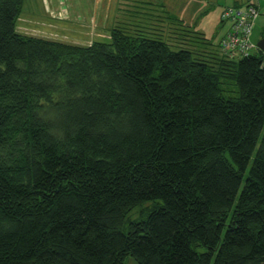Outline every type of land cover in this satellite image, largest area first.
Segmentation results:
<instances>
[{
	"label": "trees",
	"instance_id": "obj_1",
	"mask_svg": "<svg viewBox=\"0 0 264 264\" xmlns=\"http://www.w3.org/2000/svg\"><path fill=\"white\" fill-rule=\"evenodd\" d=\"M24 2L0 0V264H264L261 52L23 36Z\"/></svg>",
	"mask_w": 264,
	"mask_h": 264
},
{
	"label": "rangeland",
	"instance_id": "obj_2",
	"mask_svg": "<svg viewBox=\"0 0 264 264\" xmlns=\"http://www.w3.org/2000/svg\"><path fill=\"white\" fill-rule=\"evenodd\" d=\"M158 1L154 0V6H151L146 4V0H102V6L98 7L96 0H83L82 4H75L70 8L68 17L65 7L56 15L48 11L47 7L46 14L41 13L36 4L32 6L25 0L16 21L15 31L23 36L87 46L94 42L109 43V31L112 28H121L129 35L140 34L160 39L168 44L172 51L190 49L201 54L206 48L216 50L227 30L226 24L220 22L216 13L208 15L203 20L202 18L195 20L194 25L186 27L171 17L161 14L146 15L150 9L154 13L165 11L159 7ZM260 4L262 11L255 23L252 37L255 43L262 39L264 34V0H260ZM67 19L70 21H64ZM149 204L132 211L127 221L134 222L145 218L146 209L150 208ZM125 264L134 263L129 259Z\"/></svg>",
	"mask_w": 264,
	"mask_h": 264
},
{
	"label": "crops",
	"instance_id": "obj_3",
	"mask_svg": "<svg viewBox=\"0 0 264 264\" xmlns=\"http://www.w3.org/2000/svg\"><path fill=\"white\" fill-rule=\"evenodd\" d=\"M29 3L37 5L39 11L47 14V9L54 15L59 13L62 7L66 8V15L70 17L69 10L74 7L75 4H82L83 0H28ZM97 6H102V0H96ZM154 0H146L147 5H153ZM159 7L165 11L160 13H154L152 9L148 10L146 15L152 16L164 15L166 17L174 18L175 21L181 22L184 25L192 26L194 21L200 18L205 19L208 15L217 14L216 16L220 20V14L225 8L242 7L249 4H256L259 8L261 15L262 5L260 0H159ZM48 7V8H47ZM47 8V9H46ZM153 8V7H149ZM63 20V19H58ZM64 21H70L64 20Z\"/></svg>",
	"mask_w": 264,
	"mask_h": 264
},
{
	"label": "built area",
	"instance_id": "obj_4",
	"mask_svg": "<svg viewBox=\"0 0 264 264\" xmlns=\"http://www.w3.org/2000/svg\"><path fill=\"white\" fill-rule=\"evenodd\" d=\"M259 16L260 12L256 4L225 8L221 12L220 22L227 26L219 44L220 52L224 57L231 60L247 58L258 50L252 37ZM261 54L264 63V53Z\"/></svg>",
	"mask_w": 264,
	"mask_h": 264
},
{
	"label": "water",
	"instance_id": "obj_5",
	"mask_svg": "<svg viewBox=\"0 0 264 264\" xmlns=\"http://www.w3.org/2000/svg\"><path fill=\"white\" fill-rule=\"evenodd\" d=\"M257 49L261 52L264 53V37L260 39L257 43Z\"/></svg>",
	"mask_w": 264,
	"mask_h": 264
}]
</instances>
